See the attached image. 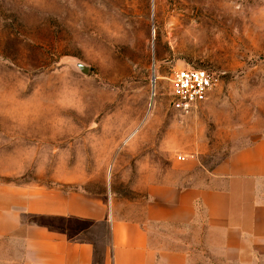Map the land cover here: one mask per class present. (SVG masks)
Here are the masks:
<instances>
[{
  "label": "rangeland",
  "instance_id": "1",
  "mask_svg": "<svg viewBox=\"0 0 264 264\" xmlns=\"http://www.w3.org/2000/svg\"><path fill=\"white\" fill-rule=\"evenodd\" d=\"M185 68L218 81L189 114L170 108ZM263 138L264 0H0V183L135 220L193 199L195 226L165 231L203 250L198 192L224 187L216 167ZM76 228L102 253L105 230Z\"/></svg>",
  "mask_w": 264,
  "mask_h": 264
},
{
  "label": "crops",
  "instance_id": "2",
  "mask_svg": "<svg viewBox=\"0 0 264 264\" xmlns=\"http://www.w3.org/2000/svg\"><path fill=\"white\" fill-rule=\"evenodd\" d=\"M212 176L224 187L196 196L208 222L203 250L171 247L186 240L165 231L195 226L193 199L151 205L135 220L80 194L0 183V264H96V258L102 264H264V138L229 156ZM83 223L86 231L110 232L102 253L78 239L85 229L76 226Z\"/></svg>",
  "mask_w": 264,
  "mask_h": 264
},
{
  "label": "built area",
  "instance_id": "3",
  "mask_svg": "<svg viewBox=\"0 0 264 264\" xmlns=\"http://www.w3.org/2000/svg\"><path fill=\"white\" fill-rule=\"evenodd\" d=\"M170 83V108L181 114H189L205 104L218 85L209 70L198 68L174 71Z\"/></svg>",
  "mask_w": 264,
  "mask_h": 264
},
{
  "label": "water",
  "instance_id": "4",
  "mask_svg": "<svg viewBox=\"0 0 264 264\" xmlns=\"http://www.w3.org/2000/svg\"><path fill=\"white\" fill-rule=\"evenodd\" d=\"M75 66L78 68V70L80 72H82L83 74H88L90 71V68L80 62H76ZM153 82H155V78H153Z\"/></svg>",
  "mask_w": 264,
  "mask_h": 264
},
{
  "label": "trees",
  "instance_id": "5",
  "mask_svg": "<svg viewBox=\"0 0 264 264\" xmlns=\"http://www.w3.org/2000/svg\"><path fill=\"white\" fill-rule=\"evenodd\" d=\"M107 238H108V243H110L111 241V235L110 232H107ZM84 241H88V240H84ZM90 243H93L92 241H89ZM96 264H102V262L99 261V259L96 258Z\"/></svg>",
  "mask_w": 264,
  "mask_h": 264
}]
</instances>
